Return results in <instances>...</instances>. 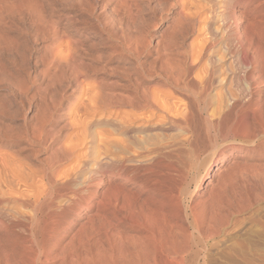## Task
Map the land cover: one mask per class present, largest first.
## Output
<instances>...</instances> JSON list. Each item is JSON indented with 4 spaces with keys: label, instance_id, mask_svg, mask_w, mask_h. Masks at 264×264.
<instances>
[{
    "label": "rangeland",
    "instance_id": "rangeland-1",
    "mask_svg": "<svg viewBox=\"0 0 264 264\" xmlns=\"http://www.w3.org/2000/svg\"><path fill=\"white\" fill-rule=\"evenodd\" d=\"M0 1H3V0H0ZM13 1L14 2L16 1L17 3H19L21 1L25 2L27 0H13ZM116 1L115 0L114 1L113 0H85V1L84 0H35L33 2V0L32 1L29 0L28 5L30 4L31 10L34 9V14H33V10L31 12L30 11V7L28 6L29 9L26 7V9H23L24 11H21V9L16 10L11 15H9L10 17L8 16V17L5 18L4 23L1 24V26L4 27L5 31H4L3 27L0 26V28H2V29H0L1 30L0 33L1 34L4 33L3 35L5 36V32H6V37H7L6 39L7 40L9 39V40L8 41L6 40L8 44H6V42L2 43L3 44V46H1L3 48L2 50H1V47H0V50H1L0 59L2 61V62L0 61L1 62L0 66H2V65L5 66V70H3V71H2V69H4V66H2L3 68L2 67L0 68L1 69V71H0V106H1L0 107V126H1L0 127L1 128L0 129V154H2L0 156L1 157L3 156V159H1V157H0V160L3 161L5 159L4 157H7L8 153H9L8 157L9 156L11 157V155L13 154L15 156L12 155L11 159H13L14 162H15V160L21 162L20 159L22 158V159H24V161H26L25 162L26 164H25L24 161L22 160L23 164L27 165V163H28L30 165L29 168L32 166L31 169H30L31 173H32V171L34 169H35V171L37 170V172H38L39 171L38 169H41L40 167L43 166L42 169L40 170V172L37 173V172L33 171V176L34 175H41L43 173L42 176H36V178L34 176V180L38 179V180L42 181V183H44V180H46V179L44 178L43 180H41L42 177H44V173L47 170L46 173L48 175L49 172H51V167L54 166L52 159L48 158L46 156V154L48 153L49 154L48 156H50V154L53 152V150L56 149L55 146H57V145H58L57 149H68V150H70L71 148H73V145L75 144L74 143L75 141H74L73 137H75L77 132L78 133L83 132V131H81V130H83L85 128L83 126H86V123L90 121L89 118H88L89 116L92 117V118L94 116V119L100 118L99 119L100 123L91 126L89 131L92 132V130L95 129V133H97V132L101 131V130H98V129H101V128H102V131H104L105 125L103 124V120H104L105 117H107V114L105 112L106 110L102 109L104 112H102V110H96L95 112H97V113H91V112H93L95 110V109H93L94 103L92 104V101L91 102L90 101L87 102V100L85 98H84L85 99L84 102H85L86 106L90 105L89 103H91L92 106H90L91 108L88 106L89 109L86 106L83 107L84 106V102H83L84 99H83V97H80L78 95L79 94L78 93V88H80L79 85H78V82L76 81V79L72 80V79H74L76 73L77 72L80 73L81 70H82V72L86 73L85 74V73L81 72V74H83V78H84L82 80L84 82H85V80H87L85 82V84L88 83L90 87L94 88L93 90L95 92L97 91L95 89V87L98 89V92H99V89L101 91H103L104 89L107 91L106 92L104 90L105 92H103V93L100 92L101 94L97 93L98 94L97 95V101L99 100V102L101 104L99 102L98 103L100 105H102V102H103L104 98L109 97L108 92L111 95L110 97L117 96L118 93L121 92V90L122 91L125 90V91L129 92L130 89H132V86H135L136 82L138 81L137 85L140 86L141 88L146 86V88L144 87V90L146 89V92H147L146 93L144 91L146 94H150L149 92L152 90L151 93H154V95H156L157 97L160 96L159 98L161 99V101L164 100V98L165 99H167V98L169 99L170 96H171V98L168 100V101H170L169 102L170 104H172V103L173 104L176 103V104H180V105H182V104H186L187 105L188 104L187 106L191 107V105H189V103L191 102L190 104H192V108L194 109L195 108L194 106H195V104H197L196 103L197 101L200 102V104H202V103H201V99H200L201 97L198 94V92L195 91L193 85H196L195 84L196 81H200V80L203 81L206 78V76H205L206 69L204 71H202V70L204 68H206V66H207V72L210 69L214 72V82H213V84L211 86H209V89L207 91L209 97H211V99H212V104L214 103L216 105V103H215L216 100L214 101L213 98L215 96H218L219 94H221V92H222L221 95L223 96V92L225 91L224 92V96H225L226 92H228L230 90L238 89L237 93L235 92V90L232 92L233 94L236 93L235 96H237V97H235V102L233 101V103H232V105L235 106V107L231 111L232 112V114H231L230 110L232 108L230 109V106L231 107H233V106L232 105L228 106L230 110L227 109L228 108L227 106H225L224 109L227 111V113L225 111L224 117L221 118L222 120L218 119L219 120L218 121V120H216V118L214 119V117H212L211 119H213V125L212 124L209 125V123L204 124V126L212 127L213 130L215 129V131H213L212 128H210V129L206 128L207 129L206 132L203 130V132H202L203 134H201V135L199 134V136L192 138V140H195V145L198 143L196 145V147H195L196 148V152H194L195 154L194 153L190 154L189 159L179 169V173H175L174 174V176L172 177L173 178L172 180H174V182H171V185L173 183H176L179 186V189L181 191L180 193L182 195V199H184V203H186V204L189 203L190 204L192 201H194V202L198 201L197 199H200L199 192H202L205 189L204 187H206L205 186L206 185V181H200L199 187H197L195 189V185H194V181L193 180H194V176H195L196 170L194 169V167L190 168V166L194 162L202 164V162L207 161V163H209L210 158L213 156V152L214 151H216V150H219V151L220 150H225V152H228V151H230L232 149V147L237 146V147L242 148V151L241 152L235 151L236 155H234L232 157V160H233V162L235 161L236 163L237 162L238 163L241 162L240 164H242V165H243V163H245L244 164L245 167L243 168L242 165L238 164L242 168L241 167L238 168V171L233 175V178L230 177L231 182L230 181L229 182L226 181L227 185L231 184V186H233V185L234 186L231 187L229 185L228 186L226 185L225 188H228V189H224L222 191V193H221L222 198L225 197L226 199L225 198L224 199L226 201L223 202L224 199L222 200V198H221L222 203L220 201V205L221 204H225V205H222V207H225L226 203H227V199H228L229 203L230 204L232 203L231 204L232 208H235V205L237 203H239V202L242 203V201H243L242 199H239V198H243V199L246 198V199L249 200V206L243 212L235 213L232 216V218H231L232 220L236 219L237 221L243 220V224H244V228L243 229L244 230H242L240 232H236V233L232 232L231 233L232 235L230 236V240L224 246H221V247L219 246L220 248L217 247V246L215 248V246H214L213 247V251H209V253H207L208 255L206 254V257H205L204 260L196 261V260H193V259L189 260L190 258H188V259H186L184 261V263H181V264H264V0H228V1L227 0H225V1L224 0H211V1H208V2H204V0H202L203 2L200 1V0H195L197 2L199 1L200 5L199 4L195 5L197 2L195 3L194 0H189V2H188V0L187 1L184 0V3H182V4L185 6L184 7L185 9H184V12H183L184 15H182V18H181V22H179V25H180V23H182L180 25L181 26L180 28H179V26H177L178 25L177 23L174 22L175 23L174 24L172 21H173L174 17H175L174 18L175 20H177V18H178L177 16H178L179 12L177 13L176 10L179 8V5H180L179 2L181 0L178 1V2H176L177 0H132V1L128 0L131 3H129L126 0L129 3L128 11H130V12H128L126 10L121 11L122 14L120 12H118L121 15L118 14L117 12L115 13L112 10L113 6H114L113 4ZM185 1H186V3H185ZM190 1L191 2L193 1L194 3H191ZM24 2L20 3L21 7L25 4ZM98 2H99V4H98ZM187 2H188V5H187ZM209 2H211V3L209 4ZM220 2H221L222 5L220 4ZM104 3H105V5H103ZM173 3H175L174 4L175 6L173 5ZM201 3H204V4L201 5ZM216 3L217 4L219 3L220 5L219 4L217 5ZM26 4H27V2H26ZM91 4H93L94 7ZM131 4H132V8L130 7ZM133 6H135V8H133ZM197 6L199 7L198 11H197ZM39 7H41V9L43 11ZM129 7H130V9H129ZM186 7L189 8L190 11L186 10ZM38 8L40 9V11H39ZM106 8H107V10H106ZM207 8L209 10H207ZM210 8H211V10H210ZM131 9H136V10H133L134 12H132ZM194 9H195V11H194ZM36 10H38L39 13L40 12L43 13L42 16H41V13H40V15H39L38 12L36 14L35 13ZM100 10H101V12H100ZM110 10H112V11L110 12ZM191 10L193 12H195L196 14L191 12ZM28 11L31 12V13L30 12L29 13L32 14V16L28 13ZM177 11H179V9ZM187 11H188L187 14L189 16H190V13L192 14L191 17L194 20H191V18L189 19L188 15L185 14V12H187ZM236 11L240 13L241 17L239 15V13L237 15ZM126 12H128V14L131 13L130 14L131 17L128 14H126ZM207 12L208 13L210 12V13L208 14ZM18 13L20 14L21 17L18 16L19 15ZM27 13H28V15H27ZM94 13H95V15H94ZM204 13L208 14V16L205 15ZM14 14L16 15L15 17H13ZM124 14H126L128 18ZM221 14H222V16H221ZM223 14H224V16L226 15V17L222 18ZM132 15H133V17H132ZM185 15H186L187 18L184 17ZM202 15H204V16H202ZM244 15H246V16H244ZM33 16L34 17L36 16V18L35 19H31V17L34 18ZM43 16H46V17H43ZM197 16L201 20H199V19L196 20ZM219 16H221V18ZM37 17H39V19ZM101 17H102V19H101ZM201 17L204 18V19H205V17L207 18V19H205V20L203 19V20L206 23L208 22L207 23L208 25L206 23H204V21L202 20ZM19 18H20V20H19ZM41 18H42V20H41ZM227 18H229V19H227ZM242 18H244V19H242ZM36 19H38V20H36ZM44 19L46 20V23L48 22L47 24H45ZM47 19H51V21L47 20ZM74 19H76V20H74ZM248 19H249V21H248ZM35 20H36V23H35ZM40 20L43 21L44 24L40 23L41 24V25H39L40 27L39 26H37V27L33 26L34 24L38 25ZM186 20H188V21H186ZM233 20H234V22H233ZM37 21H38V23H37ZM99 21H101V22H99ZM227 21H230V22L227 23ZM188 22H191V23H194V24H191V23H188ZM211 22L215 26H213L211 24ZM217 22H219V23H217ZM221 22H222V24H221ZM183 23H184V26H183ZM187 23L189 24V26L192 28L191 30H193V31L190 30V28L188 27ZM246 23H247L248 26L246 25ZM48 24H51V25H48ZM170 24H172V26H170ZM202 24L204 25V27H203ZM218 24H220V25L218 26ZM230 24H232V25H230ZM200 25H202V26H200ZM224 25H225L226 28L224 27ZM243 25L244 26L246 25V26L244 27ZM48 26H50V27H48ZM52 26H54L53 28L55 29V31L57 30L56 32H57V35L59 37L57 36V41H56L57 44L55 45V43H54V45H53V46H55L54 49H56V50H54L53 48L52 49L50 48L51 51L53 50V52L51 54H49L51 51L50 52L48 51L49 53L47 52V50H50V49L47 48V47L50 46L47 43L48 42L47 38H48V35H50L52 33V29L53 28L49 29ZM114 26L117 27V28H115ZM182 26L184 27L183 29H181ZM43 27L46 30H43ZM171 27H172V29H171ZM176 27H178V28H176ZM186 27H188L189 30ZM202 27L205 30L202 29ZM210 27H212V28H210ZM215 27H217V29ZM34 28H36L37 30L34 29ZM169 28L172 31H174V32H172L171 30H168ZM194 28H195V30H194ZM199 28H200L201 31L199 30ZM207 28H208V30H207ZM220 28L221 29L225 28V30L222 31ZM250 28L251 29L253 28V29L251 30ZM38 29H40L42 32H40ZM176 29H179V31H177L178 33L177 32L175 33ZM180 29H181V31H180ZM211 29L215 30V32H216L215 35H214L215 32L213 30H211ZM43 31L44 32L48 31L49 33L48 32L44 33ZM50 31H51V33H50ZM62 31H63L64 34H66L68 36H71V37L64 36V34L61 33ZM250 31H252V33H249ZM240 33L242 34V37H240L241 36ZM247 33H248V35H247ZM10 34H12V36H10ZM45 34H47V35L44 36ZM203 34H205V35H203ZM7 35H9V36H7ZM33 35L35 37L36 36L37 37L35 38ZM41 35H43L44 37L42 36V38H41L40 37ZM61 35L64 36V37H62ZM164 35H167V36H164ZM13 36L17 40L16 41L17 43L14 44L15 46L17 45L16 47L13 46V43H15V39L13 38ZM205 36L207 38H205ZM248 36H249V38H248ZM65 37H68L69 39L70 38L71 39L68 40V38H65ZM148 37H150V38H148ZM179 37H180L181 41H180V39L178 40ZM45 38H46V40H45ZM138 38H140V39H142L144 41H146V40H148V41L146 43H144L142 40H140ZM143 38H145V39H143ZM203 38L205 40V43H207V44H209L211 46L212 50L210 49L211 51L210 50L206 51V54L199 55V53L203 52L202 50L201 51L199 50L201 48V46L203 47V45H204L203 44V40H202ZM73 39L76 40V41H74V43L72 42ZM77 39L80 40V45L78 44L79 40L77 41ZM234 39H235L236 42L233 41ZM244 39L245 40L249 39L248 42H250V44L247 43V40L245 42ZM10 40H14V41H12V43H11ZM19 40H20V42H19ZM33 40H35V41L33 42ZM212 40H214V41L216 40V41L214 42ZM9 41H10V43H9ZM42 41H44V42H42ZM60 41H62V42H60ZM223 41H225V42H223ZM252 41H254V42H252ZM140 42L142 43V45H141ZM231 42H233V43H231ZM65 43H66V45H65ZM137 43H138V45H137ZM160 43L161 44H163V43L166 44L167 45L166 49L168 48L169 45H171V43H172V45H171V47L169 46V48L167 49L168 51H167L166 49L165 50L163 49L166 45L163 44L160 47L157 46V45H160ZM200 43L203 44V45L199 46ZM220 43L221 44L224 43L226 45L224 46V44H223V46H222ZM243 43L245 44L244 46H242ZM252 43H255L257 45L256 46L255 44H253L254 47L256 46L254 48V49H256L255 52H254V49H251V48H253ZM4 44L6 46H8L9 44L10 45H9L8 48H6ZM144 44H146V45L148 44V45L145 47ZM173 44L179 45L177 47L180 48V49L176 48V45L173 46ZM216 45H218V46H216ZM43 46H45V48ZM245 46H248V48H250V51L252 50L251 52L249 51V53L251 54L250 57H251L252 60L251 59L250 60H246V58H245L246 55H245L244 51H245V48H247V47H245ZM62 47L63 48L65 47V48L63 49ZM174 47H175V50H177L179 52L181 51L180 52L181 54L182 53L185 54V57H187L188 63L190 62L191 64H193L195 66V67L193 66L192 68H194V69L196 68L195 70L190 68L191 69L190 70L187 67L185 76H183L180 79V81H181V83H180V85H181L180 91H179V89H175V88L171 87V84L172 85L174 84L173 81H172L173 79L171 77H174L176 75V74L174 75V72H172L173 71L172 69L176 70V68H177V67H175L174 64H172L171 61L173 60L174 61L173 63H175V62L178 63L179 61H176V59L178 57H179V59H181V57H182V56H180L181 54L179 52L174 51V49H172ZM241 47H243V48H241ZM4 48L8 49V51L4 50ZM10 48L12 50H10ZM14 48L17 50V52H16V50H14ZM67 48H69L70 50L68 49L69 50L68 51ZM117 48H118V51H117ZM120 48H122V50ZM126 48H128V49H126ZM142 48H144V49H142ZM230 48H234V51L232 49L230 50ZM239 48L242 49V51L239 50ZM43 49L44 50L46 49V50L44 51ZM57 49H59V50H57ZM60 49H63L64 52H63V50H60ZM155 49H157V50H155ZM161 49L163 50L162 52H161ZM170 49H172L176 53L173 55L174 52H172V50L169 51ZM195 49H198L199 51H196ZM215 49H216V51H215ZM138 50H140L139 53L137 52L139 54V56L136 54V51H138ZM151 50L154 52V55L156 57H153L154 55H153ZM54 51L56 53H58V51H59L60 54H56ZM60 51L63 52V53H61ZM150 51H151V53H150ZM156 51L158 53H156ZM165 51H167L168 53L165 52ZM44 52H45V56H47L46 54H49V55L47 57H45L43 55ZM120 52H121V54H120ZM130 52H132V53H130ZM133 52H135V53H133ZM160 52H161V54H160ZM163 52L166 53V54L164 53L165 57L163 56ZM194 53H198V55H196L197 57L192 55ZM131 54L135 57V59H133L134 57ZM226 54H228V55H226ZM59 55L61 57L63 55V58H64V56L65 57L67 56L66 57L67 59H65L67 64L62 58L59 57ZM166 55H168L167 56L168 60L166 59L167 61L164 63ZM203 55H205L204 56L205 58H203ZM238 55H240V56H238ZM49 56L52 57V58L50 59ZM55 56H58V60H62L63 62H65L63 64L62 61H61V63H59L60 61H58V66L59 65L61 66L62 64H63V66H61V68L56 67V70L55 69H51V67H52L51 66V62L54 59L57 60L56 59L57 57H55ZM98 56H99L100 59L97 60L96 58ZM172 56H174V59L171 60ZM225 56H227V57H225ZM233 56L234 57L236 56V57L234 58ZM162 57H164V58L162 59ZM194 57H196V58H194ZM210 57L211 58L213 57V58L211 59ZM154 58H155V60L153 61ZM188 58L190 59V61H189ZM19 59H20V61H19ZM21 59L23 60V63H21ZM159 59H160V61H159ZM161 59H162V61H161ZM191 59H194V60L196 59V60L192 63L193 60H191ZM207 59H209L210 62L212 64L213 63L214 64L212 65L209 62V60H207ZM217 59L220 60V61H218ZM198 60H201V61H198ZM133 61H134V63H133ZM168 61H169V64L170 63L171 64L170 65L168 64V66H167V62ZM136 62L139 63V65L141 66L140 68H139V65H137L138 63H136ZM201 62H202V64H201ZM204 62H206V63H204ZM69 63L72 64V67H73V65L74 66L75 65L79 66L80 68L79 67L75 68L76 71H77V68L79 69V71L75 72V70H72L74 67L72 68ZM68 64L70 65V68H71L69 70L70 72L68 71V69H69ZM85 64L86 65L89 64V65L85 67L84 66ZM90 64H93V65H90ZM178 64L176 66H178ZM206 64H208V65H206ZM216 64H217V66H216ZM22 65H26V66L23 67ZM65 65H67V66H65ZM120 65L122 66V68H121ZM211 65L214 66V67H212ZM222 65H224V66H222ZM116 66H117L118 69L120 68L119 71L116 68ZM135 66H137V67H135ZM169 66H171V67L168 68ZM81 67H84V68L81 69ZM173 67H175V68H173ZM223 67H225V68H223ZM226 67H228L229 69H226ZM6 68H7V70H6ZM98 68H100V69H98ZM57 69H60V70H57ZM63 69H64V72L66 71L65 73L62 72ZM125 69H126V71H124ZM163 69H164V71H163ZM170 69H171V71H170ZM188 69H189L191 74L193 73L192 75L194 76V78L195 79L197 78L198 80L194 79L195 82H193V79H192L193 76L189 73ZM218 69H219V71H218ZM220 69H221V72H220ZM48 70H49V72H46ZM52 70H53V72L55 70L54 74L52 73ZM224 70H226V71H224ZM50 71H51V74H53V75H47V74H50ZM89 71H91V72H89ZM43 72H46V74L43 73ZM58 72H62L63 73V74L61 73L62 74L61 78L63 80L60 78V76L58 77V75L60 74ZM194 72H195V74H194ZM71 73H73V74H71ZM163 73L166 74V75H163ZM187 73L191 77L190 76L187 77V75H188ZM44 74H45V76H44ZM54 75L57 77V79L54 77ZM171 75H173V76H171ZM203 75H204V77H203ZM15 76H17V77H15ZM19 76H21V78ZM66 76H68L69 78L68 77L66 78ZM97 77L99 79L103 78L102 79L103 81L101 80V82H100V80ZM51 78L53 80H51ZM58 78H60V80ZM166 78H168V80H166L167 82L165 81ZM17 79H18V81H16ZM21 79L22 80L24 79L23 81L26 80L25 81V85L22 84L23 81ZM66 79H67V81H66ZM92 79H94V80L97 79V80L94 81ZM182 79H183L184 82L182 81ZM185 79H186V81H185ZM220 79H221L222 82L220 81ZM228 79H230V80H228ZM71 80H72V83H71ZM90 80H92V82ZM58 81H61L62 84L60 82H58ZM131 81L133 82V84H132ZM168 81L170 82V84H169ZM15 82H18L17 85L15 84ZM51 82L54 85H52ZM163 82H165V83L163 84ZM189 82H190V84H188ZM20 83H21V85H20ZM60 84H61L62 87L60 86ZM75 84H76V86H75ZM96 84H98V85H96ZM126 84H127V86H126ZM165 84L167 86H169V87H167L169 89H166V85ZM182 84H183L184 87L182 86ZM191 84H192L193 88L191 87ZM227 84L229 85V87H226V86H228ZM29 85L31 86V88L29 87ZM16 86H18V87L16 88ZM20 86H21L22 90L20 89ZM24 86L27 89L29 88V90H26V88ZM100 86H101V88H99ZM231 87H233V89H230ZM239 87H241V88H239ZM23 88H25V89H23ZM162 88L165 89V90L161 91ZM181 88H182V90H181ZM244 88H246L245 92L243 90ZM35 89L39 90V91H36ZM108 89L109 90L112 89V90L108 91ZM147 89H148V91H147ZM149 89H150V91H149ZM240 89H241V91H240ZM24 90H25V92H24ZM172 90H174V91L176 90V91L172 92ZM210 90H212V91L210 92ZM246 90H248V91H246ZM18 91H20V92H18ZM163 91H164V93H163ZM217 91H219L220 93L219 92L216 93ZM238 91L241 92V93H239ZM35 92H36V94L37 93L38 94L36 95ZM64 92H65V94H63ZM168 92H170V93L172 92L171 95H169L170 93L168 94ZM213 92H215L216 94L213 93ZM242 92H243V94H242ZM31 93H33V94H31ZM71 93H73V94H71ZM105 93H106V95H104ZM159 93L160 94L162 93V94L160 95ZM165 93H167V95L169 97L168 96L164 97L166 95ZM150 95H152V94H150ZM221 95H220V97H222ZM246 95H248V96H246ZM98 96H101V97H98ZM102 96L104 98L101 100ZM196 96L200 97V98H197ZM244 96H246V97H244ZM26 97H27V99H26ZM114 97L109 98V99L107 98L108 99L107 102L106 101H104V102L108 103L111 100H113ZM216 98H218V97H216ZM236 99H239V100H236ZM240 99L242 100V102L240 101ZM225 100H226V98H225ZM246 100H248L249 102L246 101ZM23 101H24V103H23ZM258 101H260V102H258ZM237 102H238L239 105L236 104ZM29 103H30V105H29ZM243 103H244V105H242ZM5 104H6V106H5ZM36 107H37L39 112L36 111ZM68 107H70V108H68ZM213 107H214V105H212V108ZM241 107L243 108L244 113H243V110H241L242 109ZM78 109H80V110H78ZM92 109H93V111H92ZM193 109H192V111H193ZM238 109H240V110H238ZM75 110H77L76 112L79 111L78 112L79 114H76ZM81 110L83 112H81ZM84 111H85V113H84ZM234 111H236V113ZM239 111H242V114ZM149 112L150 111H148V112L145 111L144 115H150L151 113L149 114ZM228 112H230V113H228ZM104 113L106 114L105 117H104ZM192 113L196 114L195 111H193ZM233 113H235V114H233ZM239 113L241 115H239ZM49 114H52V116L49 115ZM73 114H75V115L73 116ZM21 115H23V116H21ZM36 115H37V117H36ZM71 115H72V117H70ZM79 115L81 117H79ZM84 115H85V117H84L85 121L83 120V116ZM87 115H89V116L87 117ZM50 116H51V118H50ZM227 116H229L230 119ZM238 116H240L241 119L243 118V120L238 119ZM38 117H40V118H38ZM43 117L46 120H47L46 117H48V120L47 121L44 120ZM74 117H75V119H74ZM77 117H79V118H77ZM95 117H97V118H95ZM85 118H87V119H85ZM226 118H228V119L226 120ZM195 119H197V117ZM236 119H238L239 121L237 122ZM37 120H39V122L41 121L40 125L37 124L38 123ZM73 120H75V121H73ZM220 120L223 121V122H220ZM228 120H230V121H228ZM42 121H45V123L44 122L42 123ZM70 121H73V122H70ZM235 121H236V125H235ZM3 122H5V123H3ZM24 122H26V123L24 124ZM83 122L85 124L82 126ZM229 122H231V123H229ZM2 123L4 124V126L2 125ZM70 123H71V125L73 123L74 125L78 124L79 126L78 125L77 126H74V125L71 126V125H69ZM161 123H162V125H161ZM161 123L159 122L158 126L148 128V129L144 130V132H142L140 134V135H142L141 137H143L142 139L144 141L141 140L143 142L140 141L139 145L141 144V147H143V149L145 148L144 146H146V145L147 146L150 145L149 147L153 148L154 146L156 147V146H159V145H163L166 142H167L166 144H168V143L175 144L176 142L182 141L183 139H185V137H188V135H189V134H186V136H185L183 134L185 136L184 137L182 135V131H180L178 126L171 125L167 121L165 123L164 122H161ZM216 123H218V124H216ZM228 123H229L230 126L228 125ZM30 124H33V126L37 125V130L34 128L35 131H33V127H31L32 125H30ZM164 124H166V125L168 124V125L166 126ZM220 124L222 126H220ZM225 124H226V126H225ZM239 124H240V126H239ZM60 125L62 127H60ZM232 125H234V126H232ZM216 126H217V128H216ZM3 127H4V129L6 127L7 128L4 130ZM34 127H36V126H34ZM50 127L52 129H48V130L46 129V128H50ZM82 127H83V129H79V128H82ZM229 127H230V129L231 128L233 129V127H235V128L237 127L238 129H245V132H246L245 138H241V137H239L240 139L236 138L234 135H232L233 134L231 132L232 129L230 130ZM57 128H59V129H57ZM106 128H108V127L106 126ZM106 128H105V130H107ZM226 128H227V131H225ZM53 129L54 130L57 129V130L54 132ZM25 130H27V131H25ZM84 130H86V129H84ZM96 130H98V131L96 132ZM219 130H221V131H219ZM32 131H33V134L37 132L38 135H39V132H40V134L42 136L40 135L39 138L44 136L43 135V132H44V134H47V136H49L48 137L49 139L45 143H41V142H39V138H37L38 135L36 137H34V135H31ZM67 131L69 133H66ZM150 131H151V133H150ZM17 132H18V135H16L17 136L16 137V136H14V134L15 133L17 134ZM19 132L23 136H21V134ZM22 132H24V133H22ZM73 132H76V134H74ZM145 132H146V135H144ZM9 133H10V135H8ZM27 133H29V134H27ZM65 133L67 134L66 137H65V135H66ZM93 133H94V131H93ZM200 133H201V131H200ZM209 133H210V135L208 136ZM5 134H7V135H5ZM50 134H52V135H50ZM71 134H73L72 137H71ZM2 135H5V137L2 136ZM249 137H250V139H249ZM36 139H38V140H36ZM70 139H72V140H70ZM198 139H199V142L197 141ZM212 139H213V141H212ZM241 139H242V141L240 142ZM246 139H248V140H246ZM31 140H33V142ZM35 141L37 142V144H36ZM60 141H61V143H60ZM63 141H65V142H63ZM168 141H170V142H168ZM34 142H35V144H34ZM70 142L73 145L70 144ZM88 142L89 141H87L84 144H80L81 146L78 145L77 148L75 147L74 155H71V157L69 159L63 160L62 162H59L60 164H58V166L61 168L60 169L58 167L60 169V171L68 169V167H72V164H73L74 168H76L75 171L78 174L80 173L79 174L80 177L78 179L75 178V180L77 181V184H79L78 182H82L83 180H85V175H87V168H84V167L81 168L80 167L81 168L80 169V168H78V166H76V164L80 165V163H82L86 159H88V160H86V162L88 161V163H89L90 160H91L90 157H89L90 155H92V154H90L91 153V144L88 143ZM214 142L216 144H214ZM142 143H143L144 146H142ZM154 143H155V145H154ZM60 144L61 145L64 144L63 145L64 148H63V146L60 147ZM65 144H68V145L70 144V145L68 147ZM10 147H11V149H10ZM37 147H38L39 150L36 149ZM52 147H54L55 149L52 148ZM79 147H81V148L79 149ZM149 147H147V148H149ZM45 148H46V150H45ZM51 148L53 150H51ZM186 148H190V146L186 144ZM87 149H89V150H87ZM32 150H34V151H32ZM77 150L79 151L80 154L78 153ZM77 153L79 154V156L82 154L81 158L77 157ZM5 154H7V155H5ZM193 155L195 156V158H194ZM10 157L6 158L5 160L10 159ZM15 157H17V158L15 159ZM82 157H83V159H82ZM87 157H89V158H87ZM47 158L50 159L51 163L50 162L49 163L52 164V166L48 162H46ZM74 159H76V161H74ZM77 159H79V160H77ZM204 159H205V161H204ZM232 160H231V162H229V164L233 163ZM40 163L41 164L43 163V164L41 165ZM252 163L256 164V167H257V165L262 167V169L260 167L257 168V170L259 169L258 170L259 173L256 172L257 170H255V172L259 176H257L256 173L254 174L252 172V171H254L253 169L255 167L254 168H252V167L249 168V165H252ZM68 165H70V166H68ZM44 166H46V167L48 166L49 170H48V168L46 169V167H44ZM63 166H65V167H63ZM88 166H89V164H88ZM247 166L249 168V171H248V169H246ZM44 169H46V170H44ZM223 169H224V167L220 168L219 170H221L222 172H225V169L224 170ZM250 169H252V170H250ZM260 169H261V171H260ZM221 171L219 172L220 174L222 173ZM34 172H35V174H34ZM260 172L261 173L263 172V173L261 174ZM83 173H85V174H83ZM202 173H203V171H202ZM102 175L103 176H101V177L103 179H101V181L95 180V182H94V183H97V194L98 195L103 193L105 191V189H106L105 186H107V185H105V184H107L106 173H103ZM81 176L83 177V180L81 179L82 178ZM216 178L217 177H215L214 180H212V184H214V182H216L215 180L218 179V178L217 179ZM79 179H80V181H79ZM75 180L73 181L74 185H76L75 184V182H76ZM45 184H46V182L43 185H45ZM59 185L60 184L58 182H57V184L55 183V185H54V191L55 192H56L57 188L59 187ZM102 188H104V189H102ZM101 190H102V192H101ZM199 190H201V191H199ZM229 190L231 192H229ZM191 191H193V193ZM232 192L234 193V196H233ZM190 193H192V194H190ZM224 194H225V196H224ZM238 200H241V201H238ZM194 202H192L191 204H193ZM207 206H208V204L206 203V206L204 204V206L202 207L203 210H204V208H206L204 210L205 213H207V210L209 211V209H207V208H209V206L208 207ZM236 206L239 207L238 204ZM21 211L23 213L25 212L27 214L29 210L21 209ZM205 216H206V214H205ZM78 217H80V216L78 215ZM78 217L76 218L77 221L79 220ZM233 217H235V218H233ZM232 220H231V222H232ZM231 222L226 226L227 229L231 228L230 227ZM193 223H194V221L191 219L190 223H189V225H190V229L189 230L191 232V237H190L191 245H192V242H194V247H192V250L195 251V250L199 249L197 246L195 247L196 243L198 244L199 236H198L197 229H195L194 226H193ZM77 227L78 226L72 227L69 230L70 233H74L76 231L75 229ZM14 231H15L16 234H19L21 236H22V234H25V232L20 231L18 228H15ZM27 238L30 240L31 237L28 236ZM66 241H67V238H63L61 245H63V243L65 244ZM212 243H214V241H212ZM13 244H14L13 241L12 242H8V243H1L0 242V256L3 254L4 249H6V251H11L9 253L17 252V247H14ZM103 245H104V243H103ZM60 247H62V246H60ZM104 247H105V245H104ZM78 256L79 255L77 254V257ZM79 259H80V256H79ZM61 262L62 261H59V259H54V260L52 259V260H49L45 264H60Z\"/></svg>",
    "mask_w": 264,
    "mask_h": 264
},
{
    "label": "bare ground",
    "instance_id": "bare-ground-1",
    "mask_svg": "<svg viewBox=\"0 0 264 264\" xmlns=\"http://www.w3.org/2000/svg\"><path fill=\"white\" fill-rule=\"evenodd\" d=\"M34 1L35 0H33V2ZM127 1L126 0H117L116 2H114V4H113L114 6H113V9L112 10L115 13L116 12L117 13L118 12L121 13V11H124V10L128 11V5L131 2L128 1L129 2L128 3ZM178 1H180V0H177L176 2H178ZM186 1H185V3H186ZM200 1H202V0H200ZM208 1H211V0H206V1L204 0V2H208ZM15 2L13 0L12 1L11 0H3V1H0V26H1V24L4 23L5 18L8 17L9 15H11L16 10L21 9V11H24L23 9H26V7L29 9V7H30V4L28 5L29 0H27L25 2L23 1L25 4L24 5L22 4L23 5L22 7H21V4H20V3H23L22 1L19 2V3H17V2L15 3ZM26 2H27V4H26ZM188 2H189V0H188ZM188 2H187V5H188ZM196 2L197 1H195V3ZM179 3H180L179 8H178L179 11H177L178 9L176 8L177 9L176 12L177 13L179 12L178 13V16H177L178 18H177V20H175L174 19L175 17H174L172 22L173 23L174 22L177 23L178 25L177 24L176 25L179 26V28H180L181 27L180 25L182 23H180V25H179V22H181L182 15H184L183 12H184V9H185L184 7L185 6L182 4V3H184V0H181ZM191 3H194V2L192 1ZM210 3L211 2H209V4ZM98 4H99V2H98ZM174 4L175 3H173V5ZM197 4L200 5V2L198 1L195 5H197ZM202 4H204V3H201V5ZM220 4H221V2H220ZM91 5H93V4H91ZM103 5H105V3ZM93 7H94V5H93ZM130 7L132 8V4L130 5ZM130 7H129V9H130ZM39 8L41 9V7H39ZM133 8H135V6H133ZM40 9H39V11H40ZM136 9H131V10H132V12H134L133 10H136ZM32 10H33V14H34V9H32ZM32 10H31V7H30V11L31 12H32ZM106 10H107V8H106ZM112 10H110V12ZM186 10H189V8L186 7ZM198 10H199V7L197 6V11ZM207 10H209V9L207 8ZM210 10H211V8H210ZM30 11H28V13ZM194 11H195V9H194ZM37 12H38V10H36L35 13L37 14ZM100 12H101V10H100ZM128 12H130V11H128ZM128 12H126V14H128ZM191 12H193V11L191 10ZM28 13H27V15H28ZM40 13H39V15H40ZM120 13H118V14H120ZM187 13H188V11L185 12L186 15H188ZM193 13H195V12H193ZM238 13L239 12H237V15H238ZM15 14H14L13 17L16 16ZM42 14L43 13H41V16H42ZM126 14H124V15L127 17ZM130 14L131 13H129L128 15L130 16ZM208 14H205V15L208 16ZM30 15L32 16V14H30ZM94 15H95V13H94ZM186 15L184 17H186ZM239 15H240V13H239ZM18 16H20V14ZM191 16H192V14L190 13V16L188 15L189 19L191 18V20H194ZM202 16H204V15H202ZM221 16H222V14H221ZM221 16H219V17L221 18ZM244 16H246V15H244ZM43 17H46V16H43ZM132 17H133V15H132ZM224 17H226V15L224 16V14H223V17L222 18H224ZM240 17H241V15H240ZM35 18H36V16L34 18L31 17V19H35ZM37 18L39 19V17H37ZM42 18H41V20H42ZM229 18H227V19H229ZM38 19H36V20H38ZM45 19H44L45 24H47L48 22L46 23V20ZM101 19H102V17H101ZM198 19H199V17L197 16V19L196 20H198ZM203 19L204 18H202V20ZM205 19H207V18L205 17ZM242 19H244V18H242ZM19 20H20V18H19ZM36 20H35V23H36ZM41 20L39 21V24L38 25H35L33 23L34 24L33 26L37 27V26L41 25L40 23L44 24V22L41 21ZM47 20H50L51 21V19H47ZM74 20H76V19H74ZM199 20H201V19H199ZM186 21H188V20H186ZM248 21H249V19H248ZM99 22H101V21H99ZM228 22H230V21H227V23ZM233 22H234V20H233ZM37 23H38V21H37ZM184 23H183V26H184ZM188 23H191V22H188ZM204 23H206V22L204 21ZM217 23H219V22H217ZM247 23H246V25H247ZM51 24H48V25H51ZM191 24H194V23H191ZM211 24H212V22H211ZM221 24H222V22H221ZM202 25H200V26H202ZM219 25L220 24H218V26ZM230 25H232V24H230ZM54 26H52L49 29H52ZM170 26H172V24H170ZM183 26H182L181 29L184 28ZM213 26H215V25H213ZM1 27H3V26H1ZM44 27H43V30H46L45 29L46 27L45 28ZM48 27H50V26H48ZM188 27L190 28V30L192 29L189 26V24H188ZM188 27H186V28L188 29ZM203 27H204V25H203ZM203 27H202V29H204ZM217 27H215V28L217 29ZM224 27H225V25H224ZM115 28H117V27H115ZM176 28H178V27H176ZM210 28H212V27H210ZM225 28H222V29L220 28V29L222 31H224ZM0 29H2V28H0ZM3 29H4V27H3ZM34 29H36V28H34ZM171 29H172V27H171ZM171 29L169 28L168 30H171ZM181 29H180V31H181ZM214 29H211V30H213L215 32ZM38 30L40 32H42L40 29H38ZM194 30H195V28H194ZM199 30H200V28H199ZM207 30H208V28H207ZM4 31H5V29H4ZM56 31L53 28L52 29V33L50 31L51 34L48 35V38L46 37L47 38V41H48L47 43H48V45H50L49 47H47L48 49H50V48L51 49L52 48L54 49L55 48V46H53L54 43H55V45L57 44L56 41H57V36L58 35H57V32ZM177 31H179V29H176L175 30V33ZM191 31H193V30H191ZM0 32H1V30H0ZM172 32H174V31H172ZM61 33H63V31ZM249 33H252V31H250ZM3 34L0 33V47L3 46L2 43H5L6 42V44H8L7 41L9 40V39L8 40L6 39L7 38L6 37V32H5V36ZM205 34H203V35H205ZM215 34H216V32L214 33V35ZM46 35L47 34H45L44 36H46ZM247 35H248V33H247ZM7 36H9V35H7ZM10 36H12V34H10ZM42 36L43 35H41L40 37L42 38ZM64 36H68V35L64 34ZM64 36H62V37H64ZM164 36H167V35H164ZM68 37H71V36H68ZM68 37H65V38H68ZM240 37H242V34H241ZM13 38L15 39L14 36H13ZM46 38H45V40H46ZM148 38H150V37H148ZM205 38H207V37L205 36ZM248 38H249V36H248ZM70 39L68 38V40H70ZM75 39L72 40L73 43H74V41H76ZM138 39H140V38H138ZM143 39H145V38H143ZM179 39H180V37L178 38V40ZM235 39L233 41H235ZM78 40L79 39H77V41ZM140 40H142V39H140ZM202 40H203V44L204 45L201 44L202 43L201 42L199 44V46L200 45H203V47L201 46L200 49L197 47L200 51L201 50L203 51L202 53H199V55L206 54V51H208V50L211 49V46L209 44L205 43L204 38ZM246 40H247V43L250 44V42H248L249 39H246ZM246 40H245V42H246ZM10 41L12 43V41H14V40H10ZM10 41H9V43H10ZM16 41L17 40L15 39V43H13V46H15L14 44L17 43ZM34 41L35 40H33V42ZM142 41L144 43H146L148 40H146V41L142 40ZM180 41H181V39H180ZM212 41H214V40H212ZM19 42H20V40H19ZM42 42H44V41H42ZM60 42H62V41H60ZM223 42H225V41H223ZM252 42H254V41H252ZM231 43H233V42H231ZM244 43H243L242 46L245 45ZM78 44L80 45V40H79ZM163 44L160 43V45H157V46L160 47ZM223 44H221V45L223 46ZM253 44H255V43H252V46H253ZM9 45L8 46L5 45V47L8 48ZM65 45H66V43H65ZM137 45H138V43H137ZM141 45H142V43H141ZM144 45L146 47L148 44L147 45L144 44ZM164 45H166V44H164ZM171 45H172V43H171ZM171 45H169V46L171 47ZM175 45L176 44H173V46H175ZM225 45L226 44H224V46ZM45 46H43V47L45 48ZM169 46H168V48H169ZM177 46H179V45H176V48H178ZM216 46H218V45H216ZM248 46H245L247 48H245V51H244L245 52V55H246V57H245L246 60H250L251 59V57H250L251 54L249 53L250 48H248ZM166 47H167V45L163 49L165 50ZM255 47L253 46V48H251V49H254ZM241 48H243V47H241ZM2 49L3 48L1 47V50ZM51 49L50 50H47V52L48 51L50 52ZM63 49H60V50H63ZM68 49L69 48H67V50ZM120 49L122 50V48H120ZM126 49H128V48H126ZM142 49H144V48H142ZM172 49H174V51H177V50H175V47L172 48ZM172 49H170L169 51H171ZM178 49H180V48H178ZM198 49H195V50L196 51H199ZM231 49L234 51V48H230V50ZM1 50H0V52H1ZM4 50H7L8 51V49H5V48H4ZM10 50H12V49L10 48ZM14 50H16V49L14 48ZM54 50H56V49H54ZM57 50H59V49H57ZM155 50H157V49H155ZM239 50L242 51V49H240V48H239ZM255 50L256 49H254V52H255ZM117 51H118V48H117ZM151 51H150V53H151ZM162 51L163 50L161 49V52ZM167 51H165V52H167ZM174 51L172 50V52H174ZM215 51H216V49H215ZM16 52H17V50H16ZM52 52H53V50L49 54H51ZM63 52H64V50H63ZM63 52H61V53H63ZM137 52L139 53L140 50L136 51V54L139 56V54ZM161 52H160V54H161ZM165 52H163V56H164V53ZM177 52H179V51H177ZM130 53H132V52H130ZM133 53H135V52H133ZM152 53L154 55V52L153 51H152ZM156 53H158V52L156 51ZM175 53L176 52H174L173 55ZM49 54H46V55L48 56ZM56 54H60L59 51ZM120 54H121V52H120ZM182 54L180 55V56H182L181 59H179V57H178L179 55L177 56L178 57L177 58L178 60L175 58L176 61H179L178 62L179 64L176 63V62H175L176 64L173 63L174 61L172 59H174V56H172V58H171L172 64H174L175 67H177L176 70H174V69L171 68L173 70L172 72H174V75L176 74L174 77H171L173 79L172 81L174 83L173 85L171 84V87H173L175 89H179V91H180V87H181V85H180V83H181L180 79L183 76H185L187 67L189 69L190 68L191 69H194V68H192L194 65L191 64L190 62L188 63L187 57H185V54H183V55ZM43 55L45 56V52L43 53ZM63 55H62V57L59 55V57L62 58L66 62L65 59H67L66 58L67 56L66 57L64 56V58H63ZM192 55L196 56V55H198V53H194ZM226 55H228V54H226ZM47 56H45V57H47ZM167 56L168 55H166V58L164 60V63L168 60ZM204 56L205 55H203V58H205ZM238 56H240V55H238ZM55 57H57L56 58L57 60L54 59L51 62V66H52L51 69H55L56 70V67L61 68V66H63V64L65 62H63L62 60H58V56H55ZM153 57H156V56L154 55ZM164 57H162V59ZM196 57H194V58H196ZM225 57H227V56H225ZM49 58L51 59L52 57L49 56ZM96 59L97 60L100 59L99 56ZM133 59H135V57ZM162 59H161V61H162ZM154 60H155V58L153 59V61ZM191 60H193L192 61V63H193L196 59L195 60L194 59H191ZM207 60H209V59H207ZM0 61H1V59H0ZM19 61H20V59H19ZM58 61H60L59 63H61V61L63 62V64L61 66L59 65L60 67L58 66ZM159 61H160V59H159ZM189 61H190V59H189ZM198 61H201V60H198ZM218 61H220V60H218ZM206 62H204V63H206ZM209 62H210V60H209ZM21 63H23V60L22 59H21ZM133 63H134V61H133ZM136 63H138V62H136ZM66 64H67V62H66ZM69 64H68V66H69L68 71L71 69L70 68V65L72 67V64H70V65ZM168 64H169V61L167 62V66H168ZM177 64H178V66H176ZM201 64H202V62H201ZM88 65L85 64L84 66L86 67ZM90 65H93V64H90ZM137 65H139V63ZM206 65H208V64H206ZM2 66H4V65H2ZM2 66H0V68ZM22 66L24 67L26 65H22ZM65 66H67V65H65ZM117 66H116V68H117ZM216 66H217V64H216ZM222 66H224V65H222ZM73 67H72L73 68L72 70H75V68L76 67H79V66H76V65L74 66L73 65ZM135 67H137V66H135ZM140 67L141 66L139 65V68ZM170 67L171 66H169L168 68H170ZM175 67H173V68H175ZM212 67H214V66H212ZM228 67H226V69H229ZM83 68L84 67H81V69H83ZM121 68H122V66H121ZM223 68H225V67H223ZM98 69H100V68H98ZM171 69H170V71H171ZM189 69H188V71H189ZM205 69H206V71H205L206 72V74H205L206 78L203 81L199 79L200 81H196V83H195L196 85H193L195 91L198 92V94L200 95L201 98L200 97H197V96L196 97L201 99V103L202 104H200V102L197 101L196 102L197 104H195V106H194L195 108L193 109L192 108V104H190L191 102L189 103V105H191V107L190 106H187L188 104L187 105L186 104L180 105V104H176V103L170 104L169 103L170 101H168V100L171 98V96H170L169 99L168 98L167 99L164 98V97L168 96L167 93H165L166 95L163 97L164 100H162V101L159 98L160 96L157 97L156 95H154V93H151L152 90L150 91V89H149V91H150L149 93L152 94V95L146 94L147 93L146 92V89L144 90V87L146 88V86H144L143 88H141L140 86L137 85V82L138 81L136 82V85L134 84L135 86H132V89H130L129 92L128 91H125V90H123V91L121 90V92H119L117 96H115V97L112 96V97H114L113 100H111L110 102L106 103L109 98H112V97H110L111 95L108 92V95H109V97H107L108 99L107 98H104L102 96L101 100L103 98L104 99H103L102 105H100L101 103L99 102V100L97 101V95H98L97 93H100V92L103 93L106 90L103 88L105 91L103 89H102L103 91H101L99 89V92H98V89L95 87V89L97 90L95 92L93 90L94 88L90 87L88 83H87L88 85L85 84V82L87 80H85V82L82 80V79H84L83 78V74H81L82 70L79 73V72H77V71H79V69L77 68V71L75 70V72H77V73H76L74 79H72V80H75L76 79V81L78 82V85L80 87V88H78V93H79L78 95L80 97H83V99L85 98L87 100V102H89V101L91 102L92 101V104L94 103L93 109H95V110L93 111V109H92L93 112L90 111L91 113H97V112H95L96 110H102V109L103 110H106L105 112L107 114V117H105L106 114L104 113V117L105 118L103 120V124L105 125V128H106V126L108 128H106L107 130H105V128H104V131H102V128L101 129H98L97 128L98 130H101L100 132H97L98 130H96L97 133H95V129L92 130V132L89 131V129L91 128V126L100 123V121H99L100 118L95 117L97 119H94V116L92 118L89 115H87V117L89 116L88 118H89L90 121L88 120L89 122L86 123V126H83L85 124L84 122L82 124V126L85 127L84 129H86V130H84L83 127H82V128H79V129H83V130H81L83 132H80V133L77 132V134H76V132H73L74 134H76L75 137H73L74 138V141H75L74 142L75 144L73 145L70 142V144L73 145V148H71L70 150H68V149H57V146L58 145L56 144L57 145V146H55L56 149L54 147H52L55 150H53L51 148V150H53V152L50 154V156H48L49 155L48 153L46 154V156L48 158H51L52 159L54 166H52V164H50L51 161H50V159L47 158L48 161L46 160V162H48V163L50 162L49 164L52 167H51V172H49V174L47 175V173H46L47 170L46 169L48 168V166L47 167L44 166V167H46V169H44V170H46V172L44 173V177H42L41 180H43L44 178L46 179V180H44V183L46 182L45 185H43L44 183H42V181H40L38 179H35L34 180V176H35V178H36V176H42V174H43L42 172L44 170L41 172L42 173L41 175H34L33 176V171H35V169L31 173L30 172V169H31L32 166L29 168L30 165L28 163H27V165H25L26 164L25 163L26 161H24V159H22V158L20 159L22 163L20 161H16V160L14 162L13 159H11L12 158V155H13L12 153H11L12 155L10 154L11 157L9 156L10 159L5 160L6 158H9L8 157L9 153H8V155L5 154V155H7V157H4L5 159L3 161L0 160L1 161L0 162V242L1 243H8V242H12L13 241L14 242L13 246L14 247H17V252H13V253H9L11 251H6V249H4L3 254L0 256V264H45L49 260H52V259L53 260L54 259H59V261H62L61 262L62 264L63 263L64 264H181V263H184V261L186 259H188V258H190L189 260L193 259V260H196V261H202V260H204L205 257H206V254L209 253V251H213V247L214 246H215V248H216V246L217 247L224 246L230 240V236L232 235L231 234L232 232L233 233H236V232H240V231L244 230L243 229L244 228L243 220L237 221L236 219L232 220L231 218H232V216L235 213H237V212L238 213L239 212H243L249 206V200L246 199V198H244V199L243 198H239V199H242L243 201H242V203L239 202L240 204L237 203L239 207L236 206L237 204L236 205L234 204L235 205V208H232V205H231L232 203L230 204L229 201H228V199H227V203H226V206L225 207H222V205H225V204H221L220 205V201H221V198H222L221 193H222V191L224 189H228V188H225L226 185H227L226 183L229 182V181L231 182L230 177L233 178V175L238 171V168L241 167L240 165H242V164H240L241 162L240 163H238V162L236 163L235 161L233 162V160H232V157L234 155H236L235 151L241 152L242 151V148L235 146V147H232V149L230 151H228V152H225V150H220L221 152L219 150H216V151L213 152V156L210 158L209 163H207V161H205V159H204L205 162H202V164L201 163L194 162L190 166V168H193L194 167V169L196 170V173H195V176H194V180H193L194 181V185H195V189L197 187H199L200 181H206V185H205L206 187H204L205 189L202 192H199L200 199H197L198 201H196V202L192 201V202H194L193 204H191L192 202L190 204L189 203H187V204L184 203V199H182V195L180 193L181 191L179 189V186L176 183H173L171 185V182H174V180H172L173 179L172 177L174 176V174L175 173H179V169L189 159L190 154L196 152V148L195 147H196V145L198 143L195 145V140H192V138L199 136V134L200 135L203 134L202 133L203 130L206 132L207 131L206 128H209V129L212 128L210 126L209 127L204 126V124H206V123H209V125L210 124L213 125V119H211L212 117H214V119L216 118V120L223 118L224 117V114H225V111H226L224 109V107L225 106L228 107V106L232 105L233 101L235 102V97H237V96H235V94L237 93V90L238 89H234L235 92H236L234 94L232 93L234 90H230V91L226 92L225 93V96H224V92L225 91L223 92V96L221 95L222 92L219 95L217 94L218 96H215L213 94L215 96L213 99H214V101L216 100L217 102L215 101L216 105L214 103L212 104V99H211V97H209L207 91L209 89V86H211L213 84V82H214V72L210 68H209L210 70L207 72V66L202 71H204ZM3 70H5V66H4V69H2V71ZM6 70H7V68H6ZM55 70H54V72L52 70V73L53 74L55 73ZM57 70H60V69H57ZM119 70H120V68L118 69V71ZM0 71H1V69H0ZM124 71H126V69ZM163 71H164V69H163ZM218 71H219V69H218ZM224 71H226V70H224ZM46 72H49V70L46 71ZM46 72H43V73L46 74ZM62 72H64V69H63ZM62 72H58V73H60L58 75V77L60 76V78H61V75L63 74ZM89 72H91V71H89ZM220 72H221V69H220ZM82 73H85V72H82ZM189 73H190V71H189ZM45 74H44V76H45ZM53 74H51V71H50V74H47V75H53ZM71 74H73V73H71ZM194 74H195V72H194ZM163 75H166V74L163 73ZM21 76H19V77L21 78ZM171 76H173V75H171ZM188 76H190V75L188 74L187 77ZM15 77H17V76H15ZM54 77L57 79V77L55 75H54ZM67 77L68 76H66V78ZM203 77H204V75H203ZM52 78H51V80H53ZM60 78H58V79L60 80ZM102 79H99L100 82H101ZM192 79H193V82H195V80H198L197 78L195 79L194 76H193ZM72 80H71V83H72ZM92 80H94V79H92ZM92 80H90V81L92 82ZM95 80H97V79H95ZM166 80H168V78H166L165 81ZM228 80H230V79H228ZM16 81H18V79ZM25 81H23L22 84L25 85ZM61 81H58V82L61 83ZM66 81H67V79H66ZM182 81H183V79H182ZM185 81H186V79H185ZM220 81H221V79H220ZM52 82H51V84H52ZM17 83L18 82H15L16 85H17ZM164 83L165 82H163V84ZM61 84H60V86H61ZM132 84H133V82H132ZM169 84H170V82H169ZM188 84H190V82ZM20 85H21V83H20ZM52 85H54V84H52ZM96 85H98V84H96ZM75 86H76V84H75ZM126 86H127V84H126ZM182 86H183V84H182ZM17 87L18 86H16V88ZM29 87L31 88L30 85H29ZM167 87H169V86L166 85V89H169ZM191 87H192V84H191ZM226 87H229V85L226 86ZM25 88H23V89H25ZM99 88H101V86ZM239 88H241V87H239ZM20 89H21V86H20ZM230 89H233V87H231ZM245 89L246 88L243 89L244 92H245ZM26 90H29V88L28 89L26 88ZM111 90L108 89V91H111ZM162 90H165V89L162 88L161 91ZM181 90H182V88H181ZM36 91H39V90H36ZM147 91H148V89H147ZM173 91L174 90H172V92ZM211 91L212 90H210V92ZM240 91H241V89H240ZM246 91H248V90H246ZM18 92H20V91H18ZM24 92H25V90H24ZM218 92L219 91H217L216 93H218ZM163 93H164V91H163ZM169 93L170 92H168V94ZM171 93L169 95H171ZM213 93H215V92H213ZM239 93H241V92H239ZM31 94H33V93H31ZM35 94H36V92H35ZM63 94H65V92ZM71 94H73V93H71ZM242 94H243V92H242ZM104 95H106V93ZM220 95L222 97H220ZM246 96H248V95H246ZM246 96H244V97H246ZM98 97H101V96H98ZM216 97H218V98H216ZM225 98H226V100H225ZM26 99H27V97H26ZM85 99L83 100V102L85 101ZM236 100H239V99H236ZM104 101H106V102H104ZM240 101L242 102L241 99H240ZM246 101H248V100H246ZM258 102H260V101H258ZM23 103H24V101H23ZM89 104L90 105H87L86 106V104L84 102V106L83 107L86 106L89 109V107L92 106L91 103H89ZM236 104L239 105L238 102ZM29 105H30V103H29ZM212 105H214L213 108H212ZM242 105H244V103ZM5 106H6V104H5ZM234 107L235 106H233V107L230 106V109L231 108L232 109L230 110L229 107L227 109H229L230 112H231L234 109ZM68 108H70V107H68ZM192 109H193V111L196 112V114L195 113H192L193 112ZM78 110H80V109H78ZM82 110H81V112H83ZM103 110H102V112H104ZM238 110H240V109H238ZM241 110H243V108ZM36 111L39 112L38 109H37V107H36ZM76 111L77 110H75V113L76 114H79L78 113L79 111L78 112H76ZM145 111H147V112L150 111L149 114L150 113L151 114L150 115H144L145 114ZM230 112H228V113H230ZM234 112L236 113V111H234ZM239 112H241V114H242V111H239ZM84 113H85V111H84ZM226 113H227V111H226ZM235 113H233V114H235ZM243 113H244V110H243ZM231 114H232V112H231ZM241 114L239 113V115H241ZM49 115L52 116V114H49ZM74 115L75 114H73V116ZM21 116H23V115H21ZM51 116H50V118H51ZM36 117H37V115H36ZM70 117H72V115ZM79 117H81V116L79 115ZM79 117H77V118H79ZM84 117H85V115L83 116V120H84ZM196 117H197V119H195ZM227 117L229 118V116H227ZM38 118H40V117H38ZM46 118L48 120V117H46ZM228 118H226V120ZM43 119H44V117H43ZM74 119H75V117H74ZM85 119H87V118H85ZM238 119H241L240 116H238ZM238 119H236L237 122L239 121ZM44 120H46V119H44ZM221 120H220V122H223ZM241 120H243V118ZM73 121H75V120H73ZM73 121H70V122H73ZM166 121L168 123H170L171 125L178 126V128L180 129V131H182V135L184 134L186 136V134H189L188 137H185L183 135L185 137V139H183L180 142H176L175 144H171V143L166 144L167 143L166 142L163 145H159V146H156V147L154 146L153 148L152 147L150 148L149 147L150 146L149 144H148L149 146L146 145L147 147H149V148H147L142 143V146L145 147L143 149V147H141V144L139 145L140 141L143 140L142 139L143 137H141L142 135H140V134L142 132H144V130H146L148 128L158 126L159 122L160 123L161 122H164L165 123ZM228 121H230V120H228ZM37 122H38L37 124L40 125L41 121L39 122V120H37ZM43 122L45 123V121H42V123ZM3 123H5V122H3ZM3 123H2V125L4 126ZM25 123L26 122H24V124ZM229 123H231V122H229ZM229 123H228V125H229ZM33 124H30V125H32L31 127H33V131H35L34 128L37 130V125H34V126H36V127H34ZM216 124H218V123H216ZM69 125H71V123ZM72 125H74V124L72 123ZM77 125H74V126H77ZM161 125H162V123H161ZM164 125H166V124H164ZM235 125H236V121H235ZM220 126H222V125L220 124ZM225 126H226V124H225ZM232 126H234V125H232ZM239 126H240V124H239ZM60 127H62V126L60 125ZM216 128H217V126H216ZM3 129H4V127H3ZM46 129L48 130V129H52V128L50 127V128H46ZM57 129H59V128H57ZM229 129H230V127H229ZM56 130H54V132ZM212 130H213V128H212ZM25 131H27V130H25ZM33 131L31 132L32 133L31 135H34V137H36L38 134H37V132L33 134ZM93 131H94V133H93ZM200 131H201V133H200ZM213 131H215V129ZM219 131H221V130H219ZM225 131H227V128L225 129ZM24 132H22V133H24ZM146 132H145L144 135H146ZM231 132L233 133L232 135H234L236 138H239V137L245 138V136H246L245 129H238L237 127L236 128L233 127V129L231 130ZM66 133H69V132L67 131ZM150 133H151V131H150ZM27 134H29V133H27ZM5 135H7V134H5ZM5 135H2V136L5 137ZM8 135H10V133ZM16 135H18V132H17V134L16 133L14 134V136H16ZM40 135L41 134L39 132V135H38L37 138H39ZM43 135H44L43 137L39 138V142H41V143H45L49 139L48 138L49 136H47V134H44V132H43ZM50 135H52V134H50ZM72 135L73 134H71V137H72ZM209 135H210V133L208 134V136ZM21 136H23V135L21 134ZM66 136H67V134L65 135V137ZM249 139H250V137H249ZM33 140H31V141L33 142ZM36 140H38V139H36ZM70 140H72V139H70ZM246 140H248V139H246ZM87 141H89L88 143L91 144V153L90 154H92V155L89 154L90 155L89 157H90L91 160H90L89 163H88V161L86 162V160H88V159H86L85 161H83L82 163H80V165H77L76 164V166H78V168H80V167L81 168L82 167L87 168V175H85V180H83V177L81 176L82 177L81 179L83 181L82 182H78L79 184H77V181L75 180V178L78 179L80 177V175H79L80 173L78 174L75 171L76 168H74L73 164H72V167H68V166H70V165H68L67 166L68 169L61 170V171H60L61 168L58 166V164H60L59 162H62L63 160L69 159L71 157V155H74V149H75V147L77 148L78 145L84 144ZM143 141H141V142H143ZM197 141L199 142V139ZM212 141H213V139H212ZM241 141H242V139L240 140V142ZM35 142H34V144H35ZM63 142H65V141H63ZM168 142H170V141H168ZM60 143H61V141H60ZM36 144H37V142H36ZM186 144L189 145L190 148H186ZM214 144H216V143L214 142ZM63 145L64 144H62V145L60 144V147H62ZM65 145L69 147L68 144H65ZM154 145H155V143H154ZM63 148H64V146H63ZM80 148L81 147H79V149ZM10 149H11V147H10ZM36 149H38V147ZM34 150H32V151H34ZM45 150H46V148H45ZM87 150H89V149H87ZM78 153H79V151H78ZM78 153H77V157L81 158V156H82L83 153L80 156H79L80 153L79 154ZM0 155H2V154H0ZM13 156H15V155H13ZM89 157H87V158H89ZM16 158L17 157H15V159ZM194 158H195V156H194ZM1 159H3V156L1 157ZM82 159H83V157H82ZM22 160L24 161L25 164H23V161ZM77 160H79V159H77ZM231 160L233 162V163H231L232 165L229 164V162H231ZM74 161H76V159H74ZM88 164H89V166H88ZM238 164H240V165H238ZM244 164L245 163H243V165ZM243 165H242V167L244 168L245 165L244 166ZM222 166L224 167L225 172H222L221 171L222 169L219 170L220 168H223ZM42 167H40V168L42 169ZM63 167H65V166H63ZM250 167H252V168L255 167L253 169L254 171H252L255 174L256 172H258L259 169L257 170V168H259L260 166L257 165V167H256V164H253L252 163V165H249V168ZM249 168H248V166L246 167V169H248V171H249ZM260 168L262 169V167H260ZM41 169H38L39 170L38 172H40ZM261 169H260V171H261ZM48 170H49V168H48ZM250 170H252V169H250ZM255 170H257V171L255 172ZM202 171H203V173H202ZM220 171L222 172L221 174L219 173ZM35 172H37V170ZM35 172H34V174H35ZM103 173H106V179H107L106 181H107V184H105V185H107V186H105L106 187L105 191L103 190L104 191L103 193H101L102 190H101V192L99 191L101 194L98 195L97 194V183H94V182H95V180L101 181V179H103L101 177V176H103L102 175ZM83 174H85V173H83ZM256 175H257V173H256ZM257 176H259V175H257ZM215 177H217L218 179L216 178L217 179V180H215L216 182H214V184H212V180H214ZM74 180L76 181L75 182L76 185L73 184V181ZM79 181H80V179H79ZM57 182L60 185H59L58 188L55 186L57 188V190L55 189L56 190V192H55L54 191V185H55V183L57 184ZM229 186H231V184ZM233 186H231V187H233ZM102 189H104V188H102ZM199 191H201V190H199ZM191 192L193 193V191H191ZM229 192H231V191L229 190ZM192 193H190V194H192ZM224 196H225V194H224ZM233 196H234V193H233ZM224 198H222V200ZM225 199L223 200V202L226 201ZM238 201H241V200H238ZM206 203L209 206V208H207V209H209V211L207 210V213L204 212V210L206 208H204V210L202 208L204 206V204L206 206ZM221 203H222V201H221ZM21 209H27L29 211L26 214L25 212L23 213L22 212L23 210L21 211ZM204 213L206 214V216H205ZM78 215L80 217H78ZM77 217L79 219L78 221L76 220ZM233 218H235V217H233ZM191 219L194 221L193 226H194L195 229H197L198 236H199L198 244L196 243V245H195V247L197 246L199 249H197L195 251L192 250V247H194V242H192V245H191V240H190L191 232L189 230L190 229L189 223H190V220ZM231 220H232V222H231ZM230 222H231V224H230V227L231 228L230 229H227L226 226ZM74 226H78L75 229L76 231L74 230L75 231L74 233H70L69 230L72 227H74ZM15 228H18L20 231L25 232V234H22V236L19 235V234H16L15 231H14ZM28 236L31 237L30 240L27 238ZM63 238H67V241L65 242V244L63 243V245H61ZM212 241H214V243H212ZM103 243H104L105 247H104ZM60 246H62V247H60ZM77 254L80 256V259H79V256L77 257Z\"/></svg>",
    "mask_w": 264,
    "mask_h": 264
}]
</instances>
